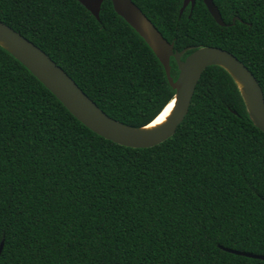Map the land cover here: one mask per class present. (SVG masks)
<instances>
[{
	"label": "trees",
	"instance_id": "16d2710c",
	"mask_svg": "<svg viewBox=\"0 0 264 264\" xmlns=\"http://www.w3.org/2000/svg\"><path fill=\"white\" fill-rule=\"evenodd\" d=\"M182 58L219 46L264 91V0H133ZM235 17L236 19L233 22ZM0 20L43 49L109 116L145 126L174 97L163 64L104 0H0ZM172 75L179 69L171 58ZM176 132L151 147L79 121L0 45V264H264V132L234 78L201 74Z\"/></svg>",
	"mask_w": 264,
	"mask_h": 264
},
{
	"label": "water",
	"instance_id": "95a60500",
	"mask_svg": "<svg viewBox=\"0 0 264 264\" xmlns=\"http://www.w3.org/2000/svg\"><path fill=\"white\" fill-rule=\"evenodd\" d=\"M78 1L100 19L104 0ZM112 2L115 11L152 48L164 66L169 84L175 89L174 97L167 103L175 100L174 108L167 120L157 126L148 128L152 121L145 126H132L109 116L49 54L2 20H0V45L27 67L85 126L100 136L124 146L151 147L170 138L188 113L201 74L211 65L225 68L234 78L251 120L264 132V91L253 72L236 55L219 46H201L183 59L185 51L192 47L175 50L174 41L170 42L133 0H112ZM204 2L216 22L225 26L226 22L214 0H204ZM195 3L196 0H183L180 14L188 6L192 11ZM236 19L240 18L235 17L233 22ZM172 57L175 58L179 69L177 78L171 74ZM225 250L264 259L263 254L231 248Z\"/></svg>",
	"mask_w": 264,
	"mask_h": 264
},
{
	"label": "bare ground",
	"instance_id": "6f19581e",
	"mask_svg": "<svg viewBox=\"0 0 264 264\" xmlns=\"http://www.w3.org/2000/svg\"><path fill=\"white\" fill-rule=\"evenodd\" d=\"M175 105V100L171 101L165 108L162 110V112L148 125V126H157L159 124H162L165 122L168 118V116L171 114L173 108Z\"/></svg>",
	"mask_w": 264,
	"mask_h": 264
},
{
	"label": "snow or ice",
	"instance_id": "6c2138e0",
	"mask_svg": "<svg viewBox=\"0 0 264 264\" xmlns=\"http://www.w3.org/2000/svg\"><path fill=\"white\" fill-rule=\"evenodd\" d=\"M151 127H153V126H148V128H151Z\"/></svg>",
	"mask_w": 264,
	"mask_h": 264
}]
</instances>
